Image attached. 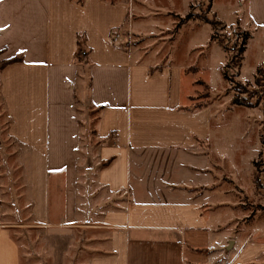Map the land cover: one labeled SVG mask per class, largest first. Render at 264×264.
<instances>
[{
	"label": "crops",
	"instance_id": "obj_1",
	"mask_svg": "<svg viewBox=\"0 0 264 264\" xmlns=\"http://www.w3.org/2000/svg\"><path fill=\"white\" fill-rule=\"evenodd\" d=\"M132 6L0 0V111L28 156L35 229L95 234L89 264H264V229L232 231L213 207L209 161L222 110L194 105L197 65L111 42L114 30L134 32ZM249 7L263 28L264 0ZM5 189L0 177V264H21L3 222Z\"/></svg>",
	"mask_w": 264,
	"mask_h": 264
},
{
	"label": "rangeland",
	"instance_id": "obj_2",
	"mask_svg": "<svg viewBox=\"0 0 264 264\" xmlns=\"http://www.w3.org/2000/svg\"><path fill=\"white\" fill-rule=\"evenodd\" d=\"M108 1L133 5L134 32L123 33L125 48H135L158 63L171 57L178 65H197L200 73L194 105L202 109L217 102L222 110L214 124L209 161L214 170V179L208 180L215 186L210 197L213 207L232 231L264 229V88L254 80L257 69L264 67V27H255L250 21V0H212V4L210 0ZM189 15L192 21L184 22ZM245 33L250 37L241 63ZM236 97L249 107L234 106ZM0 115V177L7 193L3 222L14 227L21 264H89L99 254L95 234L81 232L78 225L35 229L28 156L10 138L8 119L1 111ZM80 155L92 156L88 152ZM89 164L86 162L81 173ZM102 194L109 196L106 191ZM257 239L264 252V232Z\"/></svg>",
	"mask_w": 264,
	"mask_h": 264
},
{
	"label": "trees",
	"instance_id": "obj_3",
	"mask_svg": "<svg viewBox=\"0 0 264 264\" xmlns=\"http://www.w3.org/2000/svg\"><path fill=\"white\" fill-rule=\"evenodd\" d=\"M210 1L212 4V0H210ZM191 18H192V16L189 15L188 20H190ZM184 22H186V21H184ZM217 23H219V22H217ZM180 25H181V23L178 26L180 27ZM213 26H214V24H213ZM249 37L250 36L248 33L244 34L243 42H242V45L240 48L241 63L244 60V53L246 51L247 41L249 40ZM83 55H84V50L82 49V43H80V40H79V49H78L77 57L82 58ZM19 61H21V58H15V59L11 60L9 63H15V62H19ZM226 68H228V66H226ZM254 80H255V83L258 87L264 88V67L257 69ZM232 104L234 106H239V107H249V105H247L245 101L240 100L238 97L233 99ZM262 210L264 211V209H262Z\"/></svg>",
	"mask_w": 264,
	"mask_h": 264
},
{
	"label": "built area",
	"instance_id": "obj_4",
	"mask_svg": "<svg viewBox=\"0 0 264 264\" xmlns=\"http://www.w3.org/2000/svg\"><path fill=\"white\" fill-rule=\"evenodd\" d=\"M110 40L115 45L121 44L123 41V36L121 35V33L118 30H114L111 32Z\"/></svg>",
	"mask_w": 264,
	"mask_h": 264
}]
</instances>
